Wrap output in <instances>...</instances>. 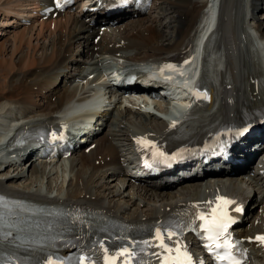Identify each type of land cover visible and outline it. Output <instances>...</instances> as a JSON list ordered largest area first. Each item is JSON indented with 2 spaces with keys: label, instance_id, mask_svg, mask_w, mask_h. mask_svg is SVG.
Masks as SVG:
<instances>
[{
  "label": "bare ground",
  "instance_id": "obj_1",
  "mask_svg": "<svg viewBox=\"0 0 264 264\" xmlns=\"http://www.w3.org/2000/svg\"><path fill=\"white\" fill-rule=\"evenodd\" d=\"M38 1L0 0V126L2 129L5 126L9 128L15 126V131L18 132L21 128L55 121L59 114L57 108L60 104L83 91L86 82L93 80L87 76V73L94 71V62L100 59L101 51L112 53L114 50H119L126 53L127 57L134 62L144 57L163 59L181 54L184 48L190 47L193 38L202 33L200 17H206L203 8L206 6V9L210 8L214 11L216 2V0H152L147 11L136 12L137 14L134 16L135 10L126 8L123 13V16L126 15L125 21L112 27L109 26L112 22L101 23L105 24V28H109L107 30L110 31L104 29L100 32L98 39L93 41L92 37L97 32L98 25L95 26L94 23L83 20L85 14L92 13L86 12L83 15L81 13L82 3L75 4L69 10L57 12L55 16L40 18L34 12L38 8ZM262 2L263 0H248L245 9H247L246 17L249 26L264 35V18L258 15V10H264ZM219 5L221 11L218 25L210 30L205 46L207 53L212 52L208 55L213 59L210 71L211 78L214 79L217 86L216 100L220 108L213 109L208 114L207 122L197 123L194 126V132L203 130L208 122L216 118L235 120L242 108L249 110L258 103L255 88H259L262 77H260V63H258L257 54L249 39L250 36L243 25L241 16L235 20L231 14L234 10L232 8L229 10L227 19H224L222 15L224 0H219ZM27 19L28 23L25 22ZM222 26H229L231 41L241 50L239 54L241 58L237 63L229 55L230 47L227 38L222 37L220 33ZM254 76L258 77V82ZM227 81L230 83L229 87L226 86ZM209 106L210 103L204 107L210 108ZM114 107L119 108V110L117 109L118 113L123 119H127L126 114L139 113V110L132 104L122 105L118 100ZM228 109L232 111L231 115L227 112ZM101 112L96 120L97 128L100 126V130L95 134L102 130L106 121L105 115L111 111L103 110ZM152 119L155 120V125H147L146 121L142 123L140 120L137 124H134L133 121L123 122L121 118H118L115 124L118 125L117 131L115 132L112 128L114 130L111 133L112 138L118 137L116 134L119 133L122 140L131 145L132 135L136 132L146 131L149 133L152 131L151 136L154 137L165 126V123L155 116H152ZM122 122L123 124L119 125ZM131 130L134 132L130 133ZM262 135L264 136V132ZM4 136L5 134L0 128L1 193H10L34 202L53 201L61 204L64 201H79L94 206L100 212L112 217L117 218L120 215L123 221L137 225L148 224L150 220L168 214L177 204L176 197L173 199L171 196L164 197L162 191L165 187L172 186L174 179L172 176L162 171L156 175L149 174L148 170L138 164V159L135 156L130 160L125 158L127 166H123L119 161V155H123L121 147L117 148L116 142L108 139L106 135L96 137L98 143L88 153L79 150L80 170L75 168L72 156L62 157L55 163L41 158L34 163L32 162L34 159L30 158L27 168L19 167L21 163L24 164L30 153L34 152L33 143L26 142L19 146H13L12 138H7L6 144L2 147L3 143L1 142ZM105 154L112 158V164L105 159ZM95 158H98V161L101 160V164L95 165L93 161ZM46 164H49L48 168H46ZM104 164L114 166L110 173L121 175L122 185L127 184L131 187L136 180L144 185L145 190L154 188L153 195H162L160 200L152 198L154 204L150 205L149 202L148 206L150 207L147 210L142 211V208H138L137 212H130L133 214H128L123 206L122 211L121 208L118 211V208L115 207L117 203L112 202V199H107L106 203L99 202L96 198L98 193L90 191L89 184L80 173L83 166L88 168L91 166L96 170ZM244 166H247L246 161L238 164L236 169H241ZM233 168L235 166L231 163H226L215 170H202L201 173L184 176L180 180L186 187L196 189L198 182L205 178V181L213 182L209 189L215 188L216 184L219 186L217 180H220V177H225L222 173ZM57 171L59 172L57 173ZM49 172L59 174L60 181L57 182L58 177H56L54 183L50 178L43 183V179L50 175ZM252 174L249 181H254L252 178L262 179V174L257 168ZM96 176L100 177L99 175L92 177ZM21 177L30 178L31 181L18 184L15 180L21 179ZM31 182H34L33 186L29 185ZM251 188L253 187H249L241 198L246 197L249 201L252 197V194H249ZM119 191L121 194L124 193V189ZM257 191L261 193V198H258V201L261 202L259 212L261 213L264 211V187ZM137 194L139 195L137 198L136 196L131 198V205L135 202L138 204L140 200L143 201V204L149 201L141 193L137 192ZM253 203L255 202L249 203L247 211L250 210ZM245 216L247 217V213ZM259 217L262 218V216ZM256 227L257 225L254 226L251 223L244 230ZM54 230L53 223L50 226L38 223L17 229L16 235L30 247L24 248L23 251L31 252L32 248L42 244L45 237L51 235ZM254 249L255 255L264 256V252L260 248L255 247Z\"/></svg>",
  "mask_w": 264,
  "mask_h": 264
},
{
  "label": "snow or ice",
  "instance_id": "obj_2",
  "mask_svg": "<svg viewBox=\"0 0 264 264\" xmlns=\"http://www.w3.org/2000/svg\"><path fill=\"white\" fill-rule=\"evenodd\" d=\"M56 7H62L61 0H56ZM243 134V133H239ZM143 142V141H142ZM225 204L232 203L231 201H225ZM241 209L237 208L236 211H240ZM199 219L204 221L203 224V230L207 234L206 240L208 243L205 245V247L210 252H216L217 249H224L225 251L223 254H220L217 252L216 258L217 260L221 261L222 264L226 262V264H242L241 260L237 259L233 253L232 248L233 245L228 242L227 238L224 240H221L222 237L225 236V233L227 232V229L229 227V224L231 223V219L227 216L226 213L222 214H216L213 216H205L200 215ZM168 239H172V237L175 235L174 232L167 233ZM156 239L159 241V247L164 249L165 251L171 253L175 251L177 253V256L171 260L165 261V264H192V258L186 250H182L181 248L172 249L169 248L168 245L164 243V234L161 232L156 233ZM261 243H264V236L257 237ZM120 256H127L129 259L131 258L134 253L130 252L128 248H124L120 253H118ZM183 257V259H181ZM48 264H54L53 261H49ZM107 264H114L113 260H109Z\"/></svg>",
  "mask_w": 264,
  "mask_h": 264
},
{
  "label": "rangeland",
  "instance_id": "obj_3",
  "mask_svg": "<svg viewBox=\"0 0 264 264\" xmlns=\"http://www.w3.org/2000/svg\"><path fill=\"white\" fill-rule=\"evenodd\" d=\"M247 4H248V1H247ZM263 6H264V4H263ZM261 11V12H260ZM260 11H258V15L259 16H262V18H264V10L262 9V10H260ZM132 128H133V126H131ZM0 128H1V131H2V127L0 126ZM114 129V128H113ZM112 128L110 129V131L108 132V133H113V130ZM104 135H106V134H104V132L101 134V136L103 137ZM111 136H112V134H111ZM111 137H108V139H110ZM111 140V139H110ZM121 140V139H120ZM122 143H127V142H122ZM117 146V148H119L120 146H119V144H117L116 145ZM119 146V147H118ZM128 146H130V144H128ZM121 153H123V155L122 156H124V158L123 159H125V158H127V159H134V155H129L128 154V152L127 151H123V152H121ZM78 156H79V154L76 156L77 157V162H76V164H77V166H79V159H78ZM100 156V155H99ZM76 157L74 156V162H75V159H76ZM119 161H120V158H119ZM123 161V160H122ZM108 162L110 163V164H112L113 163V161H112V158H109L108 159ZM76 164H75V168H77L76 167ZM19 167H24L23 165H21V166H19ZM105 167V166H104ZM104 167H102V168H98V169H96V170H94V168H86L85 169V173H83L82 174V177L84 178V180H85V178H87V177H85L84 175H86V174H88V176H90V175H92V176H94L95 174H99L100 173V170H103L104 169ZM25 168H27V166L25 167ZM107 168V167H106ZM79 169V168H78ZM83 169V168H82ZM80 170V169H79ZM111 170V168H108L107 170H106V172L104 173V175L102 176V177H99V178H97L98 176H96L95 178H94V180H96V181H93V177H92V179H91V177H90V180H89V178L87 179V184H89V189H90V191L91 192H93V191H96L97 193H98V195H100L101 197H103V198H108V199H112L113 201L112 202H114V203H117L116 205H119V208H123L124 207V209H126L127 210V213H130V212H133V211H136L138 208H137V206L139 207V206H141V202L139 203V205H136V203H133V205H131V203H130V201H131V196L133 195V193H135V184L133 183V185H131V187H127L126 186V188H124V194H119V190H123L122 188H121V182H120V180L119 179H116V178H120V177H122L121 175H117V174H115V175H113V174H111L109 171ZM244 169H242V170H240L239 171V173L240 172H242ZM104 171V170H103ZM103 171H101V172H103ZM59 171H57V173H58ZM52 173V174H51ZM56 172H49V174L50 175H48L47 177L48 178H44L43 179V183L44 182H46L47 180H49V178L50 179H52V183H54V180L56 179V177H58L56 180H57V182H59L60 181V176H59V174H57ZM58 175V176H57ZM242 175V174H241ZM30 177V176H29ZM18 184H22L23 182H29V181H31L30 180V178H23V177H21V179H17V180H15ZM194 182V181H193ZM33 184H34V182H31V183H29V185H31V186H33ZM66 185V184H65ZM130 186V185H129ZM120 187V188H119ZM119 189V190H118ZM117 190H118V192H117ZM152 190H154V188H151V190H149L150 192H151V195L149 196L148 195V193H150L149 191H147V190H145L144 189V192H138V193H141V195H144V196H146L148 199H149V201H147V203H148V205L150 204V205H152V201H153V199L152 198H155L156 200H157V198L159 199L160 198V196H162V195H158V196H153V197H151L152 195H153V191ZM131 191V192H130ZM134 191V192H133ZM146 191H147V194H146ZM116 192H117V194H116ZM101 193V194H100ZM136 193H137V191H136ZM119 194V195H118ZM93 195V194H92ZM105 196V197H104ZM164 196V195H163ZM152 199V200H151ZM160 200V199H159ZM107 201H105L104 203H106ZM150 202V203H149ZM129 203V204H128ZM147 203L145 204V205H142V207H146V205H147ZM154 204V203H153ZM123 206V207H122ZM136 208V209H135ZM143 209V208H142ZM145 210H147V209H143V211H145Z\"/></svg>",
  "mask_w": 264,
  "mask_h": 264
}]
</instances>
